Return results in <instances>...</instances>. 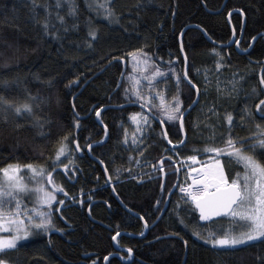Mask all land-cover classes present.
Segmentation results:
<instances>
[{"label": "trees", "instance_id": "16d2710c", "mask_svg": "<svg viewBox=\"0 0 264 264\" xmlns=\"http://www.w3.org/2000/svg\"><path fill=\"white\" fill-rule=\"evenodd\" d=\"M181 49L199 98L183 121L185 142L172 148L182 142L179 118L196 99L183 78ZM120 59L126 71L119 84ZM262 79L264 0H0V171L52 172L61 190L52 225L1 251L0 260L264 264V238L211 243L236 225L225 218L200 224L194 206L177 194L181 172L173 165L176 156L226 149L229 139L264 165ZM174 97L180 110L169 119L164 112L175 108ZM131 103L151 116L120 107ZM137 115H147L149 124L133 146ZM61 146L66 154L57 160ZM236 163L223 162L230 183Z\"/></svg>", "mask_w": 264, "mask_h": 264}, {"label": "snow or ice", "instance_id": "6c2138e0", "mask_svg": "<svg viewBox=\"0 0 264 264\" xmlns=\"http://www.w3.org/2000/svg\"><path fill=\"white\" fill-rule=\"evenodd\" d=\"M112 14L111 9H109L108 15L111 16ZM90 35L95 36V32H90ZM213 51H215V49H213ZM155 75H159V73L157 72ZM262 82H264V79H262ZM173 99L177 101L175 108L166 106L164 112V115H167L169 119L174 118V113L179 112L180 110L178 97H174ZM261 105H264V101H261ZM261 105H257V108H260ZM23 107L29 109L27 104H24ZM16 111L19 112L20 108L17 107ZM227 119L231 123L232 116L228 115ZM169 143H171V141H169ZM260 143L264 145V140ZM228 144L229 146H233L234 142L229 139ZM206 150L217 153L221 151V149L218 148ZM64 151L65 146H61L60 150L57 152V159L64 153ZM231 154L235 155L238 160L242 161L246 169L250 168L253 176L264 177V165L256 161L253 156L247 155L242 149H236L234 147ZM188 159L195 160L196 157L191 156L188 157ZM216 165V168H214L213 165H208L201 170L199 178L195 176L192 178L193 185H202V187H197L191 191V186H189V188L181 187V191L189 192L192 201L200 211V220H209L212 216H219L221 213H227L233 218L240 217L241 220L245 221L247 223V231L240 233L239 235L226 234L224 237L212 239L211 243L213 245L235 246L241 245L245 241L264 238V185H262L260 179H257L256 187L253 188L249 183L250 177L247 174L245 175L243 185H241L238 179L232 180L231 184H229L224 176L223 170L218 167L219 161L216 162ZM5 175H7V171H5ZM48 176V182L52 183V174L48 173ZM9 179L11 180V177H9ZM15 190H26V186L18 182L15 184L10 183L7 191L0 186V218L5 215L3 212L4 197L10 199L16 198ZM37 191L43 193V196L39 198L40 202L43 204L50 205L51 202L56 199L54 194L45 190L43 187L37 189ZM59 203L63 204L64 201L61 200ZM17 207H19V201H17ZM33 211L36 210L34 209ZM38 215L40 217L39 222H36L32 216H28V220L35 228L46 231L47 228L52 225V220L46 212L39 211ZM141 219H143V217H141ZM10 222L17 225V228L15 229L17 235L12 236L7 240L0 237V249L5 247L13 248L16 246L18 240L26 238L30 234L28 228L24 227L23 236L20 235V225H23L22 220L11 219ZM181 223H183V221H181ZM0 225H2V219H0ZM194 235L199 236L200 234L199 232H194ZM209 235L212 236L213 234L209 233ZM115 239L116 236H113V240ZM185 243L187 242L185 241ZM128 251L131 253L132 249L129 248ZM105 259H107V257H105ZM0 264H5V262L0 260Z\"/></svg>", "mask_w": 264, "mask_h": 264}, {"label": "rangeland", "instance_id": "374dc122", "mask_svg": "<svg viewBox=\"0 0 264 264\" xmlns=\"http://www.w3.org/2000/svg\"><path fill=\"white\" fill-rule=\"evenodd\" d=\"M198 112H203V110L200 108ZM133 122L135 125L134 133L132 136V144L133 146H137L140 142V139L142 137V134L144 130L146 129L147 125L149 124V118L147 115H137L133 118ZM197 130L199 131L200 128L197 125ZM205 129H209L208 131V139L209 138H215L216 133L211 128L205 127ZM200 135V132H199ZM233 147L229 146L226 149L221 150L219 153L217 152H211L208 155H204L203 157H199L196 159V161L193 162H183L178 164V169L181 172V182L179 183V186L177 188V194L181 196V198L191 204H193V201L191 199V196L189 195V192H182L181 187L189 188L191 186V190H194L197 187H202V185H193L192 178L197 176L198 173V166L200 164L204 163H214L219 161V163L222 164L224 160L228 163V165L232 168L235 166H238L236 163V160L238 158L235 155H232ZM172 152V151H171ZM63 153L62 159L65 156ZM175 154V153H174ZM61 156L57 160H61ZM56 160V162H57ZM240 161V160H238ZM163 168H159L158 170H162ZM35 170V171H34ZM5 171H7V175H5ZM235 172V179H238L241 185L244 183L245 175L247 174L250 177L249 183L250 185L255 188L257 184V179H260L262 185H264V177H258L253 176L251 169H246L244 166V163L241 161V167L239 172L237 170H234ZM48 173L52 172H44L43 170L37 169L35 167H29V166H8L0 171V186L4 188L5 191L8 190V185L10 183H20L26 186V190H15L16 191V198L10 199L8 197H4V205H3V212L5 215L0 218L2 219V225H0V237L7 240L8 238L17 235L16 224H12L10 221L11 219H18L23 221V225H20L21 231L20 235L23 236V228L27 227L29 230V236L26 238H22L17 241L16 246L36 237L37 235L41 234L44 230L43 229H37L34 227V225L29 222L28 216H32L33 219L36 222H39L40 217L38 215L39 211H43L49 214L52 209V206L57 203L56 199L51 202L50 205L43 204L40 202V197L43 196L42 192H38L37 189L43 187L45 190L51 192L54 194L57 198V194L61 193L60 188L54 183L53 181V174L51 176L52 183H49V176ZM11 177V180L9 179ZM17 201H19V207H17ZM254 203V201H253ZM36 211H33V210ZM226 223L236 225V232H231L233 235H239L240 233L247 231V223L243 220H241L240 217L233 218L231 215L227 216ZM259 239V238H257ZM254 239V240H257ZM251 240V241H254ZM250 241H245L243 244L248 243ZM242 245V244H241ZM15 246V247H16ZM212 246V245H211ZM218 247H228L231 245H214ZM237 246V245H235ZM13 247V248H15ZM12 248H2L1 251L9 250Z\"/></svg>", "mask_w": 264, "mask_h": 264}, {"label": "water", "instance_id": "95a60500", "mask_svg": "<svg viewBox=\"0 0 264 264\" xmlns=\"http://www.w3.org/2000/svg\"><path fill=\"white\" fill-rule=\"evenodd\" d=\"M228 18H229V16H228ZM179 39H181V36L179 37ZM233 40H234V37H233ZM232 40V41H233ZM232 43V42H231ZM181 54H182V58H183V60H184V74H183V78H184V80L195 90V92H196V99H195V101L181 114V116H180V118H179V126H180V130H181V133H182V135H183V137H182V142L180 143V144H177V145H173L172 146V148H176V147H178V146H181L184 142H185V139H186V137H185V134H184V131H183V121H184V119H185V117L187 116V114L190 112V110L196 105V103H197V101H198V98H199V92H198V90H197V88L194 86V85H192V83H190L189 81H188V77H187V60H186V58H185V55H184V53L182 52V49H181ZM121 63H122V66H123V70H122V73H121V75H120V80H119V84L121 83V81H122V79H123V75H124V73H125V69H126V61L124 60V59H120L119 60ZM119 86V85H118ZM126 106H134V107H138V108H140V109H142L144 112H147L148 113V116H151L150 115V113H149V111L145 108V107H143L142 105H139V104H126V105H123V106H120V107H126ZM119 107V108H120ZM97 118H98V113H97ZM154 120L158 123V124H160V126L162 127V130H163V132H165V129H164V126H163V124H162V122L159 120V119H157V118H154ZM105 138H106V134H107V131H106V129H105ZM99 162V161H98ZM99 164H100V166L102 167V169L104 170V166L102 165V163H100L99 162ZM104 172H105V170H104ZM105 174H106V172H105ZM106 176H107V174H106ZM107 182H108V184L111 186V188H112V183H111V181H110V179L108 178V176H107ZM112 190H113V188H112ZM171 194V193H170ZM169 194V195H170ZM119 201V200H118ZM119 203L122 205V207L123 208H125L124 207V205L119 201ZM193 206H194V208H195V210H196V213H197V216H198V221H199V223L200 224H209V223H211V222H213V221H216V220H219L220 218H224V217H227V216H229L230 214H227V213H221V215H219V216H212L209 220H204V221H202V220H200V211H199V209L196 207V205H195V203L193 202ZM126 209V208H125ZM127 210V209H126ZM164 210H165V207H164V209H163V211H162V213L164 212ZM162 213H161V215H162ZM159 219V218H158ZM158 221V220H157ZM156 223V222H155ZM147 224H144V231H145V233L147 232V230H148V226H146Z\"/></svg>", "mask_w": 264, "mask_h": 264}, {"label": "bare ground", "instance_id": "6f19581e", "mask_svg": "<svg viewBox=\"0 0 264 264\" xmlns=\"http://www.w3.org/2000/svg\"><path fill=\"white\" fill-rule=\"evenodd\" d=\"M122 70H123V66H122ZM125 71H126V69H125ZM121 73H122V71H121ZM208 165H213V167L214 168H216L217 167V165H216V162L215 163H204V164H200L199 166H198V173H197V176H199V173L201 172V170L203 169V168H205V167H207ZM219 167V169H222L221 167H220V165L218 166ZM223 170V169H222ZM228 181V180H227Z\"/></svg>", "mask_w": 264, "mask_h": 264}, {"label": "built area", "instance_id": "2783aa9c", "mask_svg": "<svg viewBox=\"0 0 264 264\" xmlns=\"http://www.w3.org/2000/svg\"><path fill=\"white\" fill-rule=\"evenodd\" d=\"M190 161H192V160H187V162H190ZM179 162H185V160H179Z\"/></svg>", "mask_w": 264, "mask_h": 264}]
</instances>
